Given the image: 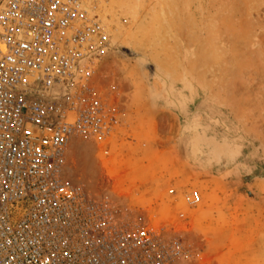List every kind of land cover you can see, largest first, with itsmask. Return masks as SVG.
I'll list each match as a JSON object with an SVG mask.
<instances>
[{
  "label": "rangeland",
  "instance_id": "1",
  "mask_svg": "<svg viewBox=\"0 0 264 264\" xmlns=\"http://www.w3.org/2000/svg\"><path fill=\"white\" fill-rule=\"evenodd\" d=\"M78 2L108 34L92 82L118 114L64 179L179 242L178 264H264V0Z\"/></svg>",
  "mask_w": 264,
  "mask_h": 264
},
{
  "label": "built area",
  "instance_id": "2",
  "mask_svg": "<svg viewBox=\"0 0 264 264\" xmlns=\"http://www.w3.org/2000/svg\"><path fill=\"white\" fill-rule=\"evenodd\" d=\"M109 37L78 0H0V264H178L181 244L117 222L60 176L73 134L105 140L93 86ZM190 206L199 196H188Z\"/></svg>",
  "mask_w": 264,
  "mask_h": 264
},
{
  "label": "bare ground",
  "instance_id": "3",
  "mask_svg": "<svg viewBox=\"0 0 264 264\" xmlns=\"http://www.w3.org/2000/svg\"><path fill=\"white\" fill-rule=\"evenodd\" d=\"M212 110V109H211ZM209 113V112H208ZM80 137V138H82L81 140H79V141H77V142H75V140L73 141V138L74 137ZM90 138V136H88L87 138L86 137H82L81 135H77V134H73L71 137H70V139H69V141H68V143H67V146H66V148H65V150H64V158H65V155H66V153H67V151H68V156H70V151L72 150V151H74V150H76L77 152V155L75 156V158L78 160H81V159H83L82 161H85V163H86V161H88V156H89V154L92 152V150H93V147H92V143H91V138ZM208 141H210V145H212L213 147H215V148H217V147H221V149H227L226 148V146H224V145H221V144H219L216 140H214V139H208ZM202 142H204V139L202 138V137H199L197 140H195V144H199V143H202ZM211 146V147H212ZM67 157V156H66ZM64 160V159H63ZM65 161V160H64ZM64 163V162H63ZM87 164V163H86ZM63 166V165H62ZM91 166L93 167V165L92 164H90L89 166H87L88 168H84L83 169V171L81 172L82 173V176L83 177H85V178H89L90 180H91V177H92V172H91V170H90V168H91ZM89 170V171H88ZM60 176H61V178L64 180V181H66V182H68V183H70L69 181H67L66 179H64V176H63V174H62V167H61V170H60ZM70 185L74 188V189H76V191H77V196H78V198H80L81 200H82V205H81V207L83 208V207H85L86 205H87V200L88 201H90L91 203H92V206L93 205H97V206H100V204H97V203H94L93 201H91L90 199H88L87 197H85L84 195H83V193L81 192V189L83 190V188H90L91 187V183H89V181L87 180V183L86 184H81V187L80 188H78V187H76L75 185H73L72 183H70ZM86 210H88V208H87V206H86Z\"/></svg>",
  "mask_w": 264,
  "mask_h": 264
}]
</instances>
